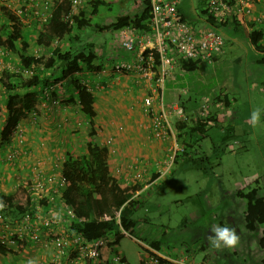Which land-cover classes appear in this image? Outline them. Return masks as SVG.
Instances as JSON below:
<instances>
[{"label": "trees", "instance_id": "trees-1", "mask_svg": "<svg viewBox=\"0 0 264 264\" xmlns=\"http://www.w3.org/2000/svg\"><path fill=\"white\" fill-rule=\"evenodd\" d=\"M117 1L123 2L125 10L121 9L120 13L110 23H102L100 21L102 17H98L99 20L95 21L92 26L99 32L106 30L117 31L118 38L114 45H117L120 49L119 41L122 38L121 33L123 28L134 27L133 29L136 30V33L144 32L147 29L148 9L145 6L147 1L141 3L144 8L142 5H138L137 9L131 8V11H129V8L132 4L138 2H134V0ZM21 4L20 1L18 5L20 6ZM104 5L109 7L111 1L87 0L83 3L79 14L65 18L64 14L69 9L67 8L69 7L68 1L59 0L54 2L51 17L47 21H42L32 15L30 11H27L26 14H17L13 8L8 6L6 0H0V49H5L7 54L17 52L19 58L18 71L7 68H3L0 71V86L5 92L6 98L4 105L0 107V115L4 113V118L0 125V142H5L12 137L19 121L25 118L29 111L36 112L34 107V103H36L35 93L32 89L34 87L42 88L49 85H53L56 88V84L59 81H68L67 83L71 86L69 102L72 103L75 109H78L87 117L89 128H91L88 131V136L93 139L96 134L94 129V97L91 88L83 82L84 79L81 76L85 72H96L98 74V71H102L100 70L101 63L99 59L104 62V58L106 57L105 55L102 56L103 58L101 57V53L97 50L98 48L104 49V54L106 52L112 53L113 51H108L105 48V44H100V42L93 43L90 42L91 40L84 43L83 47L78 48L77 41L81 38L83 28L91 25L93 16H98L99 7ZM24 6L28 5L25 3ZM202 12L206 15L205 19L209 21L210 27L212 23L221 26V24L226 22H213L212 17L206 14L204 9ZM70 19H72V22H70ZM253 20L256 25L259 24L257 20ZM231 22L235 26L243 24L235 16L232 17ZM28 29L35 32L30 38L26 32ZM263 35L264 28L261 26H254L247 33V40L250 47L259 54L264 53V45L261 43ZM54 40H57L56 45H53ZM63 40L67 43L65 49H62L63 46L61 45ZM31 44L33 45L29 49ZM73 46H76L75 49H73ZM40 47L45 49L44 51H39L42 54H46L44 61H42L43 58L39 59L28 53V50L35 51L38 48L40 50ZM178 61V69L187 71L196 69L198 63H200V61L188 59H179ZM257 62L264 64V57H259ZM56 63L58 67L60 66L59 68L50 75L44 74L46 70L53 66L56 67ZM27 70H29V74H27L28 76H24L23 72ZM213 100L216 103H220V107H223L222 110H226L227 105H229L227 98H224L223 101L219 95H216ZM208 103L210 102L206 103L203 117L197 116L195 119L191 116L189 118L186 116L185 119L175 116L169 117L170 124L176 134L177 144L181 147V151H177L170 164L171 169L176 158L179 156L191 160L189 155L194 154L195 151L192 150L195 143L191 137L195 133L203 134L210 124L218 121L219 112H221L219 110L221 109H217L216 103H212L214 107L208 109ZM157 112L159 111L155 109L154 114ZM146 118L149 122L151 116L146 115ZM190 118L193 119L191 123L187 121ZM149 129L150 126L148 127V131ZM112 148L114 151H111ZM116 150L117 148L113 140L112 146L99 145L88 141L84 150L80 149L76 155L67 153L68 156L64 158L60 165L59 174L65 181V187L62 190L61 196L62 200L74 210L77 216L86 218L83 221L72 222L73 224L71 223L70 228L73 231L81 233L87 239L107 234L115 238L114 243H107L101 248L99 264L109 263V254L112 252V246L115 244L117 246L119 245V240L122 235L117 230L114 212L121 207L119 217L120 225L131 235L135 230L136 220L127 217L125 215L126 211L124 210H127L129 207L135 208L134 205H138L140 202V200L131 198V196L141 188L142 184L140 182L142 181L132 184L124 180L121 181L113 176L115 166L113 162L108 160L111 153ZM194 165L197 166L196 164ZM54 173L55 175H59L57 172ZM158 174L159 172H157ZM48 176L51 175L49 174ZM259 181L258 179L253 180V186L249 190L246 191L243 188H238L234 190V194L243 201L242 215L245 229L254 231L256 246L260 253L257 264H264V228L257 234L259 227L264 225V191L259 186ZM30 184L31 177L27 176V181L22 187L26 189V186ZM261 191L263 193H260ZM30 197L31 193L26 192V204L23 206L20 203H13L14 196L0 194L3 214L6 217L17 218L26 211L31 212V209L35 205L32 203ZM38 201L39 203L45 204L49 200L43 196ZM58 203V200L52 202L53 205H58ZM105 213L110 215L111 219L109 221L101 218ZM221 225L223 224L221 223ZM156 244L158 242H150L149 245L156 247ZM1 250H5V248L0 244V252ZM235 254H237L235 251L228 253V248H223L218 256V260L223 262L220 264H235L233 262L237 259H233V255ZM235 256L237 257V255ZM142 257L139 258V264H143ZM226 259H229V261L226 262Z\"/></svg>", "mask_w": 264, "mask_h": 264}, {"label": "rangeland", "instance_id": "rangeland-1", "mask_svg": "<svg viewBox=\"0 0 264 264\" xmlns=\"http://www.w3.org/2000/svg\"><path fill=\"white\" fill-rule=\"evenodd\" d=\"M109 1H111V5L109 7L106 5L100 6L98 16H93L91 25L83 28L81 38L77 41L78 48L83 47L84 43L91 40L90 42L93 43L100 42V44H105V48L108 51L115 50L114 44H116L115 41L118 38L117 31L106 30L104 32H99L92 26L95 21L99 20L98 17H102V20H100L102 23H110L114 20V17L120 13L121 9L125 10L117 0ZM131 8L132 6L129 8V11H131ZM27 33L29 34V38L32 34H35V32L29 29ZM62 42V49H65L67 43L64 40ZM32 45L33 44H31L29 49H31ZM75 47L73 46V49H75ZM44 50V48L40 47V51ZM97 50L101 53V57L104 56V49L98 48ZM28 53L39 59L43 58L42 61L45 60L46 54H42V52L28 50ZM18 63L19 58L17 52L0 55V71L3 68L18 71ZM225 64H227V62H225L224 65ZM59 67L56 63V67L53 66L46 70L44 74L50 75ZM100 70L103 69L101 68ZM176 72L177 74L173 75V77L168 75L167 90H165L164 84L163 99L165 103L172 101V99L177 100L179 98H186L187 100L184 102L188 104L191 103L190 105L198 110V108H201L202 103H207L208 99H214V97L218 95V92L212 89L215 83L214 78L217 73L215 67L213 69L210 65L204 64L192 71L176 69ZM103 73L104 72H102V74ZM27 74H29L27 71L23 72L24 76H28ZM236 74L239 75L238 72ZM240 79L241 78H239L238 81ZM67 82L62 81L60 83L58 91L56 90L57 95L62 96L60 92H65V90L69 88L70 85ZM101 85H103L102 82L99 86L101 87ZM252 85L250 91L246 83H243L241 88H239L238 85L236 86L237 95H235V97L237 103L241 105L246 103V113L242 114L241 117L235 113L231 116H222V113H220L218 121L214 124H210L203 134L195 133V135L191 137L195 143V146L192 148V150H195L194 154L192 153L189 155L191 160L189 158H182V156L177 157L172 166V173L165 176L166 178L160 181V190L158 192H153L152 195L149 196V200H142L139 207L131 210L133 218L146 219L139 222V226L131 235H121L119 249L120 252L123 253L128 264H139V258L145 252L144 244L137 243L135 238H151V235L161 236L164 231H166L164 233L165 235H162L161 238L168 237L181 240L182 243H179V246L188 250L191 258H200L205 251H201L197 248L198 244L196 237H198L199 234H204V229L210 232L211 227L217 224L221 225V223H223L221 226L226 225L234 227L237 234L240 236L239 244L233 249L228 248V253L233 251L237 253L235 254L237 257L233 255L234 260L237 258L235 260L237 263L235 261L233 262L235 264H257L260 253L256 246L257 243L254 237V231L246 230L243 224V201L235 195L231 196L233 191L238 188H243L246 191L249 190L250 187L253 186V180L256 179L260 180L259 186H261V189L264 191V111L261 112L260 124L257 127H252L249 119L253 109L257 107L264 109V93H262V86H259L257 82L252 81ZM180 87L195 88H191L185 95H181L178 92V88ZM255 87L259 88L261 92L257 91ZM32 91L35 93L36 99L34 107L40 105L41 108H43L44 103L42 101H45L44 98L46 97L43 95L42 89H40V87H34ZM54 92L53 89V95ZM239 92L240 95L238 96ZM228 96L230 97L229 94ZM188 97H190L191 101H188ZM5 99V92L0 86V107L4 105ZM213 107L214 104L208 103V109H212ZM222 108L223 107H221V109ZM238 108L240 107L238 106ZM198 113L197 111L186 110V116L188 118L191 116L195 119ZM36 115L38 116L35 111H29L26 116L28 118H34ZM3 118L4 113L0 115V125ZM192 118L187 121L189 123L193 122ZM23 120L24 118L19 121L12 136L19 145L23 144L26 140L21 126ZM85 125L87 126L88 124ZM147 135L148 138H153L150 133H147ZM12 137L10 138V142ZM256 138H258V140ZM80 144L81 142L79 145ZM64 149V152L69 151V148ZM180 151L181 148L179 147V152ZM59 158H62V155H59ZM54 160H56V158ZM26 181L27 176L16 179L14 185L16 191H7L10 195L14 196L13 203H20L23 206L26 204V189L22 187ZM49 184H51V181H46V187L43 191H46ZM263 191L260 193H263ZM0 194L3 193L0 192ZM32 196L36 197L35 194H32ZM208 204L213 210L211 211L212 214H214L211 215V217L207 216L208 214L204 209L205 205ZM225 206L229 209H224L223 207ZM218 210L221 211L218 213ZM50 213L51 212L46 209L42 211L43 215H48ZM239 213L242 215L241 218ZM211 220L214 222L209 224ZM61 228L63 229V227ZM263 228L264 225H261L257 234H259ZM142 232L148 233V236H144ZM156 240L160 239L156 238ZM27 244L29 245V243L26 242L22 247H4L5 250H1L0 252V260L4 263L9 262V258L14 259V255H18L24 247H27ZM40 244L41 243L35 241V243H32L33 246H29L26 249L30 251V253L35 249L44 250ZM160 245V249L169 255L178 253L174 247L171 249L167 247L166 242ZM203 245L206 246L208 244L204 243ZM46 253H48V251H46ZM25 254L26 253L23 255ZM18 261H20V258Z\"/></svg>", "mask_w": 264, "mask_h": 264}, {"label": "crops", "instance_id": "crops-1", "mask_svg": "<svg viewBox=\"0 0 264 264\" xmlns=\"http://www.w3.org/2000/svg\"><path fill=\"white\" fill-rule=\"evenodd\" d=\"M31 1L35 0H21V3L29 5ZM200 3L201 0H180L179 2V12L188 20L192 22L195 21V25L197 27L201 26V22L199 21L200 17L197 14V8L201 6ZM119 4H121L122 8L125 9L123 2H119ZM259 13L264 14V0H257L253 3L252 15H250V19L247 21L246 25L240 24L235 26L229 20L228 22L226 21L224 24H221V26H217V24L214 23V29L220 32L223 36L224 42L222 49L214 56V60L211 64L203 61L197 65V67H199L200 65L206 64L210 65L213 69L214 67L217 69V73L214 78L215 83L212 89L218 92L219 97L222 98L223 101L224 98H227L229 102L226 110L219 112V114L222 113V116H231L235 113L241 117L242 114L246 113V103L242 105L237 103V99L235 97V95H237V85L241 88L243 83H246L247 86H249L248 90L250 91V87L253 86L252 81H254L257 82L259 86H262V93H264V64L257 62L259 57H264V53L259 54L254 51L250 47L247 40V33L252 27L261 26L264 28V24L262 22H259V24L256 25L253 20H258ZM205 26L207 27L208 25L206 24ZM261 40V43L264 45V35ZM104 55L106 57L104 58V62L99 59V62L103 65L101 66L103 69L101 72L98 71V74L96 72H85L81 76L82 79H84L83 82L91 88L94 97V129L96 134L93 139L88 136V131H90L91 128H89V125H85L88 124V120L86 119L87 117L83 113H80L78 109H75L72 103L69 102L71 86H69L65 92H60L62 96L57 95L56 90L58 91V88L60 87L59 85L62 82L59 81L56 84L57 87L54 88V95L53 92L50 94L51 98H55L57 101L52 102V99L48 100L49 97L44 98L43 96L45 99V101H42L44 103L43 108H41L40 105L35 107L38 116L36 115L34 118H28L26 116L22 121L21 126L26 138L23 144H17L13 137L11 142V137L5 142H0L1 193L10 195L7 191L13 190V192H15V180L20 177L27 176L30 173L31 166L33 164L38 162L41 170L44 174H47V176L49 174H53L54 172L59 174L61 162H63L64 158H66L68 154L76 155L80 149L84 150L83 146L85 147L88 141L99 145H107L104 144V141L109 137L112 138L117 148L115 152L111 153L108 160L113 162L115 167L123 169L124 164L135 162L146 166V170H144L145 172L143 174V180L140 182L142 185L141 188L138 189L135 199L138 201L140 200V202H142V200H149L148 198L153 192H158L160 190V181L163 180V178H166L165 176L171 174L172 169L169 168L166 173L161 176H159V174L157 175L160 168V162L168 151L169 143L148 138L147 135L148 121L146 114L143 112L142 100L146 94H149L152 91L144 84L136 80L135 76H130L125 72H117L111 68L112 59L115 57L119 58L123 55L121 48L119 49L116 45L115 50L112 53L106 52ZM225 62H227V64L224 65ZM178 66L179 61L169 75L172 77L173 75H176V69H178ZM102 72L104 73L102 74ZM237 72L239 75L236 74ZM167 77L164 83L165 90H167ZM239 78L241 79L238 81ZM101 82L103 85L100 87L99 84ZM191 88L195 87H180L178 88V92L181 95H185V93ZM40 89L42 88L40 87ZM256 89L261 92L259 88ZM239 95L240 92L238 96ZM40 97L42 100L41 93ZM185 100L187 99L179 98L177 100L172 99V101L168 102H178L183 105L187 111L196 110L192 105H190L191 103L188 104L184 102ZM188 101H191L190 97H188ZM207 101L210 103H216L213 99H208ZM216 104L217 109H221L220 103L218 102ZM153 106L154 108L157 107L156 101H154ZM238 106L240 108H238ZM256 139L258 140V138ZM80 142L81 144L79 145ZM64 148H69V151L64 152ZM9 149L10 151H14L16 153V158L12 162H7L5 159V154L9 152ZM59 155H62V158H59ZM55 158L56 160H54ZM232 195H235L234 191L231 196ZM140 202L138 205L135 204L134 207H139ZM129 208H127L125 215L132 220H136L134 229H137L140 224L139 222L145 220L146 218H133L131 210L135 208ZM223 208L227 210L228 207L225 206ZM204 209L208 214V217L214 215L211 212L213 210L210 208L209 204L205 205ZM220 211L221 210H218V213ZM239 216L241 218V213H239ZM212 222L214 221L211 220L209 224ZM165 232L166 231H164L162 235H165ZM203 233L204 234H199L198 237H196L198 244L197 248L201 251H205L200 258H191L190 252L183 249L182 246H179V243H182L181 240H175L168 237L161 238L162 235H151V238H135V240H137V243L144 244V249H146V247H150L166 258H175L183 253H187L189 260H193L192 262L196 264L223 263L221 260H218V256L222 249L220 251L213 249L206 239V236L209 235L210 232L204 229ZM142 234L144 236H148V233L142 232ZM156 238H159L160 240H156ZM41 241L42 244L40 245L44 250L35 249L32 253H30V251L26 248L33 246L32 243H35L34 241H30L28 242L29 245L27 244V247H24L22 251H20V257L19 254L14 255V259L9 258L10 261L7 263L0 260V264H29L30 261L32 264H47L52 251L50 247L46 245L44 238H41ZM150 242H158V244H156V247H151L149 245ZM164 242L167 243V247L170 249L174 247L178 253L175 255H169L163 252L160 249V244ZM202 243H206L208 245L204 246ZM46 251H48V253H46ZM24 253H26V256L23 255ZM120 253L124 257L123 253ZM19 258L20 261H18ZM123 259L126 261L125 258ZM228 261L229 259H226V262ZM126 263L128 264V262Z\"/></svg>", "mask_w": 264, "mask_h": 264}, {"label": "built area", "instance_id": "built-area-1", "mask_svg": "<svg viewBox=\"0 0 264 264\" xmlns=\"http://www.w3.org/2000/svg\"><path fill=\"white\" fill-rule=\"evenodd\" d=\"M20 1L6 0V3L17 14H26L30 11L39 20L47 21L51 17L54 2L59 0L33 1L28 6L24 4L19 6ZM67 1L69 9L64 17L70 18L81 12V7L87 0ZM144 1H147L145 6L148 9V27L140 33H136L134 27L122 29L119 45L123 55L114 58L111 68L117 72L135 76L136 80L152 91L142 100L143 112L151 116L148 122L149 133L153 138L169 143L168 151L161 160L158 170L161 176L169 169L175 154L179 151L176 134L169 117L175 116L181 119L186 117L183 105L178 102L171 104L164 102L165 79L179 59L212 63L214 56L221 51L224 40L220 33L196 27L192 21L183 17L179 12L180 0H134L138 3L132 4V9H137L138 5H142ZM256 1L201 0V10L204 9L206 14L216 22L232 20L235 16L237 20L245 23L252 15L253 3ZM142 7L144 8L143 5ZM257 21L264 24V14L259 13ZM56 44L57 40H54L53 45ZM35 51L40 50L38 48ZM3 54H7L6 50L0 49V55ZM53 89V85L42 87V93L46 98L52 99L50 94ZM55 101L57 100L53 98L52 102ZM154 101L157 102L156 108L153 106ZM205 106L206 104L202 103L201 108L194 110L199 112L196 116L203 117ZM155 109L159 112L154 114ZM104 144L112 146V138H107ZM111 151H114L113 148ZM15 158L14 151H9L5 155L7 162H12ZM144 170H146L144 164L126 163L123 169L115 167L113 176L134 184L142 181ZM27 176L31 177V184L26 186V192L31 193L30 199L35 207L31 209V212L26 211L17 218H11L3 214L1 208L3 205L0 202V244L6 248L22 246L24 241H37L42 244L41 238H44L46 245L52 251L48 262L50 264H99L101 248L107 243H114L115 238L107 234L87 239L70 228L72 222L83 221L86 218L77 216L74 210L62 200L65 181L60 174L47 176L37 162L31 166ZM46 181L52 183L46 191H43ZM137 193L135 191L131 198H135ZM43 196L49 200L48 203H39L38 200ZM54 200L59 201L58 205L52 204ZM44 209L51 213L43 215ZM120 210L121 207L114 212L117 230L122 235H129L120 225ZM101 218L106 221L111 219L108 213L103 214ZM144 251L143 264H196L189 260L187 253L175 258H166L150 247H146ZM123 258L118 246L113 245L108 264H126Z\"/></svg>", "mask_w": 264, "mask_h": 264}, {"label": "clouds", "instance_id": "clouds-1", "mask_svg": "<svg viewBox=\"0 0 264 264\" xmlns=\"http://www.w3.org/2000/svg\"><path fill=\"white\" fill-rule=\"evenodd\" d=\"M197 11H198L197 14L200 17L199 21L201 22V26H199V27L200 28H204V29H209V30L216 31L214 29V27H213L214 26L213 23H212L211 27L209 26L210 23H209V21H207L205 19L206 15H204L202 13L201 6L197 8ZM249 19H247L246 22L243 23V25H246L247 21ZM229 21L231 22V20H229ZM213 22H216V21L213 20ZM192 23L195 25L194 22H192ZM206 24L208 25L207 27L205 26ZM216 32H218V31H216ZM218 33H220V32H218ZM208 64H211V63H208ZM185 111H186V108H185ZM262 111H264V109H261V108L257 107L255 109H253V111L251 112V115H250L249 119H250V123H251L252 127L255 128V127H257L260 124V116H261V112ZM148 133H149V131H148ZM152 139H155V138H152ZM155 140H157V139H155ZM128 234H130V233H128ZM206 239L208 240L210 246L213 249H216V250H221L223 248L233 249L239 244L240 236L237 234V232H236L234 227H229V226H226V225L225 226H221V225L217 224V225H214L213 227H211L210 234L206 236ZM23 244H26V243L23 242ZM22 246H19V247H22ZM29 264H32V262L30 261Z\"/></svg>", "mask_w": 264, "mask_h": 264}]
</instances>
